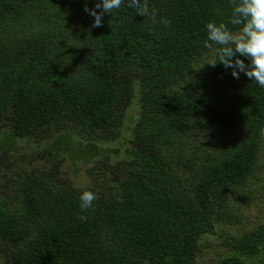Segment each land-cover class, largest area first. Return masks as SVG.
<instances>
[{
	"label": "trees",
	"instance_id": "obj_1",
	"mask_svg": "<svg viewBox=\"0 0 264 264\" xmlns=\"http://www.w3.org/2000/svg\"><path fill=\"white\" fill-rule=\"evenodd\" d=\"M146 3L156 23L125 2L92 27L85 0H0V149L56 134L51 160L100 157L81 189L55 171L16 174L18 197L0 203V264H200L206 237L227 247L212 264H264V224L223 228L264 148V88L205 63L206 22L236 31L232 0ZM134 101L112 162L117 150L97 142L118 137ZM84 189L96 200L80 220Z\"/></svg>",
	"mask_w": 264,
	"mask_h": 264
},
{
	"label": "rangeland",
	"instance_id": "obj_2",
	"mask_svg": "<svg viewBox=\"0 0 264 264\" xmlns=\"http://www.w3.org/2000/svg\"><path fill=\"white\" fill-rule=\"evenodd\" d=\"M138 114L139 108L134 101L126 113L125 124L118 137L110 141L97 142L99 146L117 150L118 155H110L112 162L124 156L123 153L127 146V137L131 135L132 127L136 122ZM57 136L56 134L49 135L41 138L42 140L39 141L21 138L16 143L15 149L12 152H6L0 149V203L10 197L13 199L18 197L16 174L21 171L34 169L55 171L59 177H66L68 182L79 189L94 182V177L90 174V169L92 168L94 173L97 172V166L100 165V157L95 158L88 165L84 160L74 161L68 155H62L55 161L51 160L49 151L46 148H48L49 143L54 141ZM192 137L193 139H197L201 135L194 133ZM78 140L85 142L81 138H70V142L74 141L75 145L79 147ZM70 142L68 143L69 146H71ZM262 154L261 166L257 171V176L255 175L249 179L248 186L243 191V196L241 198L236 197L237 210L235 221L223 225L224 230L227 232L241 234L264 224V148ZM200 246V264H212L217 254L227 248L225 243L216 241L211 237H206L201 241Z\"/></svg>",
	"mask_w": 264,
	"mask_h": 264
},
{
	"label": "clouds",
	"instance_id": "obj_3",
	"mask_svg": "<svg viewBox=\"0 0 264 264\" xmlns=\"http://www.w3.org/2000/svg\"><path fill=\"white\" fill-rule=\"evenodd\" d=\"M125 2L128 8L156 23L157 10L150 8L146 0H95L91 8L87 6L88 0H85L84 11L94 18L92 27H101L104 14H112ZM160 22L165 25L171 23L167 18H161ZM229 24L236 31L230 30L225 23L206 22L205 47L214 53V59L205 63L215 67L219 61L224 69L231 70L233 78L239 79L243 73L264 88V0H232ZM241 57L247 58L248 62ZM78 200L81 209L79 219L86 220L83 212L92 208L96 193L84 189L80 191Z\"/></svg>",
	"mask_w": 264,
	"mask_h": 264
}]
</instances>
